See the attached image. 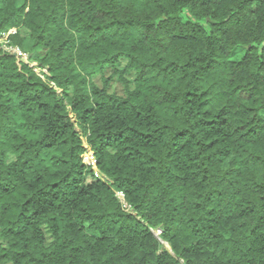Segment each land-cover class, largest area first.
Returning <instances> with one entry per match:
<instances>
[{
    "label": "trees",
    "instance_id": "obj_1",
    "mask_svg": "<svg viewBox=\"0 0 264 264\" xmlns=\"http://www.w3.org/2000/svg\"><path fill=\"white\" fill-rule=\"evenodd\" d=\"M12 28L50 75L0 50V264H264V0H0Z\"/></svg>",
    "mask_w": 264,
    "mask_h": 264
},
{
    "label": "built area",
    "instance_id": "obj_2",
    "mask_svg": "<svg viewBox=\"0 0 264 264\" xmlns=\"http://www.w3.org/2000/svg\"><path fill=\"white\" fill-rule=\"evenodd\" d=\"M16 31H17V28H12V29H9L7 32L0 34V50H4L14 55L17 59V62L20 64L21 63L29 64V66L32 67L34 71L42 78H45L46 74L50 75L47 68L42 67L38 62L31 60L30 55L28 53L22 51V49L19 48L18 46H14L11 44L10 35L16 33ZM57 92L61 94L62 91L58 89ZM80 134H81L80 137H81V140L83 142V147H84V152L82 154L83 163L94 171V174L97 178H99L100 180L106 181V182H111V180L106 175L102 174L99 171L97 167L95 153L92 149V146L90 145L88 141L87 135H84L82 133ZM116 194L118 198L120 199V201L123 202L124 206H126L129 209L130 206L127 204L125 200L124 192L117 191Z\"/></svg>",
    "mask_w": 264,
    "mask_h": 264
},
{
    "label": "rangeland",
    "instance_id": "obj_3",
    "mask_svg": "<svg viewBox=\"0 0 264 264\" xmlns=\"http://www.w3.org/2000/svg\"><path fill=\"white\" fill-rule=\"evenodd\" d=\"M37 62V61H36ZM113 69H108L107 76H111V74L113 73ZM129 78L132 77V75H128ZM101 77H97L95 79L96 82H100ZM110 91L111 92H115L117 94H124L125 89L123 84L121 83V81L118 80V78L116 77L115 79L112 80L111 84H110ZM263 117H264V113H263ZM165 248L170 249V246L167 243H164Z\"/></svg>",
    "mask_w": 264,
    "mask_h": 264
}]
</instances>
